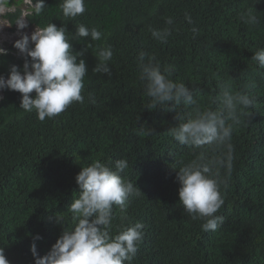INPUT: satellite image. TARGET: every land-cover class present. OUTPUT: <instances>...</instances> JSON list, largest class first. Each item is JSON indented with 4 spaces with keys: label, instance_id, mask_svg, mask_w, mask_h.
<instances>
[{
    "label": "trees",
    "instance_id": "trees-1",
    "mask_svg": "<svg viewBox=\"0 0 264 264\" xmlns=\"http://www.w3.org/2000/svg\"><path fill=\"white\" fill-rule=\"evenodd\" d=\"M44 2L39 16L30 5L28 26L52 23L72 35L84 24L104 35L99 41H70L73 52L91 44L81 57L87 67L83 104L74 102L40 121L34 111L19 108V92H0V248L9 264H34L33 242L44 256L64 228L73 226L67 209L79 193L75 176L81 167L121 158L129 164L122 176L143 194L129 198L126 214L114 209V234L136 222L144 225L132 264H264V69L251 61L264 48V0H85L86 11L72 20L63 17L62 0ZM249 11L260 19L255 26L241 19ZM22 14L16 6L1 16L13 30ZM169 17L172 25L166 24ZM149 27L170 29L167 43L154 39ZM104 45L113 49L110 75L92 71L97 47ZM5 50L0 75L7 78L10 66L22 68L25 58L13 46ZM141 51L162 65L175 64L173 79L196 89L202 106H217L222 84L255 98L250 122L232 135L233 168L222 187L225 203L217 215L224 222L216 231L205 232L204 220L192 219L179 203L174 168L193 160L195 152L168 133L179 123L175 111L144 108L149 98L139 78ZM140 123L153 134L138 135ZM36 235L41 239L33 241Z\"/></svg>",
    "mask_w": 264,
    "mask_h": 264
},
{
    "label": "clouds",
    "instance_id": "clouds-1",
    "mask_svg": "<svg viewBox=\"0 0 264 264\" xmlns=\"http://www.w3.org/2000/svg\"><path fill=\"white\" fill-rule=\"evenodd\" d=\"M29 3L32 14L36 16L46 9L44 0H32V3L29 0ZM8 7L9 0H0V10ZM59 7L68 20L86 11L85 0H62ZM26 13L15 24L18 30L28 26ZM185 19L192 23L188 14H185ZM241 19L251 26L260 22L252 11L242 15ZM166 24L172 25L173 19L167 18ZM149 31L161 43H167L171 35L168 28L157 30L149 27ZM192 31L197 29L193 27ZM103 35L96 27L89 28L84 24H79L72 35L65 27L52 23L36 28L30 35L21 32L20 38L8 46H13L25 58L23 67L11 65L7 78L0 75V92L5 89L19 92V108L26 113L34 111L40 121L58 116L74 102L83 104L87 67L81 57L91 44L86 42L84 49L73 52L70 41L85 37L90 41H99ZM6 54V50L0 48V56ZM95 57L97 63L93 73L110 75L111 45L98 46ZM251 61L264 69V48H257ZM138 67L144 95L149 98L144 108L175 111V119L179 123L169 128L168 133L178 144L195 152L193 160L187 163L180 161L178 168H174L179 184V203L192 219L204 220L202 229L205 232L216 231L224 222V217L217 213L225 203L222 187L227 188V177H230L233 168L232 135L238 126L250 122V109L255 104V98L249 91H237L231 84H222L214 98L217 106H202L198 103L199 92L196 89L173 79L175 64L162 65L155 56H147L141 51ZM89 102L95 103L91 94ZM182 109L189 111L185 113ZM137 132L144 137L153 134L144 123H140ZM219 149L224 151L217 154ZM128 167V161L123 158L114 164L96 159L81 167L75 176L79 193L67 209L73 226L64 228L44 256L38 255L33 242L30 251L34 264H132L143 239L144 225L136 222L113 233L114 209L118 208L121 214H126L129 198L143 195L135 184L122 176ZM221 169L224 170L223 176ZM56 220L62 223V219L56 217ZM39 239V235L33 237V241ZM0 264H9L3 248H0Z\"/></svg>",
    "mask_w": 264,
    "mask_h": 264
},
{
    "label": "rangeland",
    "instance_id": "rangeland-1",
    "mask_svg": "<svg viewBox=\"0 0 264 264\" xmlns=\"http://www.w3.org/2000/svg\"><path fill=\"white\" fill-rule=\"evenodd\" d=\"M9 6L10 7H8L6 10H0V48L4 49H7L8 45L14 44V42L20 38L21 32L30 35L36 29L35 27L27 26L24 29L18 30L16 25L15 29L11 30L8 21L1 16L5 11L13 10L16 6L22 8L23 14L26 13L30 6L29 0H13L12 4Z\"/></svg>",
    "mask_w": 264,
    "mask_h": 264
}]
</instances>
